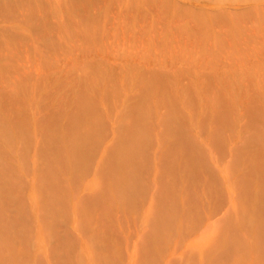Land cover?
<instances>
[{
    "label": "rangeland",
    "instance_id": "374dc122",
    "mask_svg": "<svg viewBox=\"0 0 264 264\" xmlns=\"http://www.w3.org/2000/svg\"><path fill=\"white\" fill-rule=\"evenodd\" d=\"M0 264H264V0H0Z\"/></svg>",
    "mask_w": 264,
    "mask_h": 264
},
{
    "label": "bare ground",
    "instance_id": "6f19581e",
    "mask_svg": "<svg viewBox=\"0 0 264 264\" xmlns=\"http://www.w3.org/2000/svg\"><path fill=\"white\" fill-rule=\"evenodd\" d=\"M148 68V67H147Z\"/></svg>",
    "mask_w": 264,
    "mask_h": 264
}]
</instances>
